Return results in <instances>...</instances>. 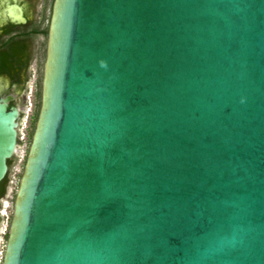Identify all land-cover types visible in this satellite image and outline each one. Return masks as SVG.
I'll return each mask as SVG.
<instances>
[{"label":"water","instance_id":"water-1","mask_svg":"<svg viewBox=\"0 0 264 264\" xmlns=\"http://www.w3.org/2000/svg\"><path fill=\"white\" fill-rule=\"evenodd\" d=\"M0 264H264V0H54Z\"/></svg>","mask_w":264,"mask_h":264},{"label":"flooded vegetation","instance_id":"flooded-vegetation-1","mask_svg":"<svg viewBox=\"0 0 264 264\" xmlns=\"http://www.w3.org/2000/svg\"><path fill=\"white\" fill-rule=\"evenodd\" d=\"M53 3L0 0V99L19 109L18 143L22 123L32 125L38 118ZM4 196H0V225Z\"/></svg>","mask_w":264,"mask_h":264},{"label":"rangeland","instance_id":"rangeland-1","mask_svg":"<svg viewBox=\"0 0 264 264\" xmlns=\"http://www.w3.org/2000/svg\"><path fill=\"white\" fill-rule=\"evenodd\" d=\"M32 125L29 121H24L20 127V143L16 154L13 156V172H12V180L8 185V190L6 195L1 201L2 211L4 212V216L2 218V224L0 225V260L4 251L5 243H6V234L7 229L10 223V219L13 213V204L15 194L19 185V180L24 168L26 156L28 153V149L31 143L32 138Z\"/></svg>","mask_w":264,"mask_h":264},{"label":"trees","instance_id":"trees-1","mask_svg":"<svg viewBox=\"0 0 264 264\" xmlns=\"http://www.w3.org/2000/svg\"><path fill=\"white\" fill-rule=\"evenodd\" d=\"M36 119L34 120V122L32 123V134L35 128V124H36ZM13 159L9 160V166H10V170L8 172V174L6 175V177L1 181L0 183V196H4L7 193L8 190V185L10 184L11 180H12V172H13ZM7 237V234H6Z\"/></svg>","mask_w":264,"mask_h":264}]
</instances>
